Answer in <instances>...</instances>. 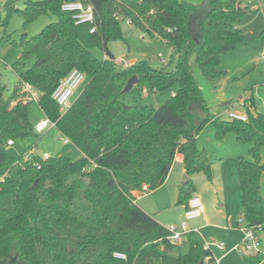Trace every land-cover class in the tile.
<instances>
[{
    "label": "trees",
    "instance_id": "1",
    "mask_svg": "<svg viewBox=\"0 0 264 264\" xmlns=\"http://www.w3.org/2000/svg\"><path fill=\"white\" fill-rule=\"evenodd\" d=\"M17 1L5 0L0 25L13 12L24 25L47 13L56 20L33 36H20L19 60L34 61L23 69L18 61L13 65L18 80L9 95L0 84V264H214L198 232L183 235V252L181 243L169 240L166 226L135 203L163 184L177 155L187 175L177 204L186 206L195 194L193 173L211 180L207 151L197 144L207 125L218 140L232 134L249 144L251 158L239 156L237 162L239 221L264 230L259 192L264 114L246 108L241 121L210 113L190 64L193 58L209 80L223 73L218 69L221 56L244 41L237 22L246 6L238 0H205L203 5L87 0L94 22L75 24L72 14L61 9L68 0H25L21 9ZM120 20L164 39L176 57L170 55L167 66L156 68L146 60L123 65L94 56L92 47L105 50L108 42L123 39ZM72 69L83 72L85 81L70 108L60 113L51 93ZM132 75L137 83L122 92ZM23 83L39 92L43 114L55 121L54 128L71 141L79 157L8 153V140L14 145L33 132ZM173 85L174 92L158 107L141 99L142 91L161 92ZM263 257L261 251L245 255L243 264H259Z\"/></svg>",
    "mask_w": 264,
    "mask_h": 264
},
{
    "label": "rangeland",
    "instance_id": "2",
    "mask_svg": "<svg viewBox=\"0 0 264 264\" xmlns=\"http://www.w3.org/2000/svg\"><path fill=\"white\" fill-rule=\"evenodd\" d=\"M24 1L18 0L16 7L23 8ZM186 1L198 5L205 3V0ZM4 2L5 0H0L1 17L5 15ZM242 5L246 6L247 10L238 20L237 26L242 31L244 41L221 56L218 69L223 73L216 79L209 80L201 73L193 58L190 63L193 77L210 113L222 119H228L227 111L243 113L245 107L242 102L250 94L255 100V109L264 113L262 105L264 102V0H251L243 2ZM55 20V15L47 13L24 25L22 16L13 12L8 16L6 25H0V84L5 85L6 96L13 91L18 80L13 65L18 61V68L23 69L34 61L32 57L19 60L20 52L16 42L23 33L28 37L33 36ZM120 27L123 39L110 41L106 46V49L113 54L116 63L130 65L146 60L156 68H164L167 64L164 66L161 64L158 53L165 58L166 63L170 55L176 57V52L159 38L151 37L126 20H120ZM91 52L98 58L105 56V50L96 46L91 48ZM175 87L173 85L161 92L142 91L141 99L151 108L158 107L174 92ZM78 94L79 92L76 91L75 96ZM27 114L32 125L46 117L37 100L28 102ZM61 137L60 132L53 127L42 134L32 132L29 136L17 140L14 145L8 146L7 151L14 157L31 152L79 157L80 153L77 149L72 145L63 144ZM197 144L207 151L211 163V180H208L202 172L191 175V181L201 199L204 212L201 218L187 220V228L199 229L204 242L211 244L210 250L214 257L219 259L218 264H243L244 254L249 252H239L234 248L243 237L244 227L239 221L241 206L236 162L239 154L245 159L251 158L248 152L249 144L238 142L232 134L227 135L223 140H218L211 125H207L199 132ZM262 156L264 158V148ZM170 171L163 187L155 193L160 197L159 202L161 201L162 204L158 208H153V211H159V219L165 226L179 225L184 218L182 206L176 203L178 189L184 180L181 163L174 162ZM262 183L264 184V179ZM152 196L139 201V205L144 202L149 203ZM259 237L261 240L259 250L264 254V230L259 231ZM215 242H223L224 248H218ZM180 249L184 252L186 246L181 243ZM259 264H264V257Z\"/></svg>",
    "mask_w": 264,
    "mask_h": 264
},
{
    "label": "built area",
    "instance_id": "3",
    "mask_svg": "<svg viewBox=\"0 0 264 264\" xmlns=\"http://www.w3.org/2000/svg\"><path fill=\"white\" fill-rule=\"evenodd\" d=\"M241 4L243 2H250L251 0H238ZM61 9L63 11L70 12L72 14V18L74 19L75 24H84L94 22V14L92 5L87 0H68L64 1L61 4ZM128 22V21H127ZM94 28H90L89 32H93ZM170 31V29H167ZM164 42V39H161ZM159 61L162 64H166L165 58L162 57L160 53H158ZM118 62L120 60H117ZM85 81V74L78 69H72L66 76H64L54 88L51 93V98L57 103L59 106L60 113H64L67 109L70 108L73 101L76 99L75 92L78 91L80 93L81 88ZM21 92L24 94V101H31V100H38L39 92L32 87L28 83H23L21 86ZM242 105L245 107H250V100L249 98H245L243 100ZM227 117L230 120H246V113L232 112L227 111ZM55 127V121L51 120L48 117L41 119L40 121L36 122L33 125V132L36 134H42L45 130L49 128ZM61 140L65 145H71V141L62 136ZM7 145H13L12 141L8 140ZM32 153L31 152L26 156L29 158ZM38 154V153H36ZM40 155L42 159H46L49 156L48 152H43ZM203 213V207L199 197L196 194H193L187 201L184 210V218L181 220L179 225L176 224H169L166 226L168 231V238L171 242L175 244H180L182 242V237L185 233L189 231L198 232L197 228L188 230L187 228V220L197 218L201 216ZM260 228H251V227H243V237L241 241L234 246V248L239 252H249V253H256L260 248L261 240L259 237ZM218 248L223 249L224 243L223 242H215L214 243ZM211 244H207L204 242V247L210 249ZM116 257H123V254L115 253ZM219 259L214 257V264H218Z\"/></svg>",
    "mask_w": 264,
    "mask_h": 264
},
{
    "label": "crops",
    "instance_id": "4",
    "mask_svg": "<svg viewBox=\"0 0 264 264\" xmlns=\"http://www.w3.org/2000/svg\"><path fill=\"white\" fill-rule=\"evenodd\" d=\"M246 98H250L249 100H250V107L249 108H252L250 111H252L253 113L254 112H258L255 108H256V105H255V100L253 99V96H252V94H250L249 96H247ZM263 108H264V102H263ZM259 113H261V112H259ZM264 114V113H263ZM38 154H40V153H38ZM239 156H242L243 157V155L242 154H239V155H237V162H238V157ZM174 162H178V163H181V165H182V157H181V155H177L176 156V159H175V161ZM174 162H173V164H174ZM237 162H236V173H237ZM172 164V165H173ZM172 167V166H171ZM170 170H171V168H170ZM169 170V175H170V173H171V171ZM169 175H167V176H169ZM182 175H183V177L186 175V173H185V171H184V168H183V165H182ZM187 176V175H186ZM236 177H237V175H236ZM166 179H167V177H166ZM165 179V180H166ZM169 179V178H168ZM263 179H264V172L262 173V176H261V180H260V186H259V192H260V194H261V196L262 197H264V184L262 183V181H263ZM237 182H238V179H237ZM165 184V181L163 182V184L162 185H160L158 188H156V189H154V190H152V191H150V192H148V193H145V194H143V195H140V196H138L136 199H135V203L139 206V207H141L146 213H148L149 215H151L152 217H154L159 223H161V220L159 219V211H153L154 209L153 208H158L159 206H161V201L159 202V200H161L160 199V197L159 196H157V194H155V193H157V191H159L162 187H163V185ZM240 190V189H239ZM195 194L198 196V194H197V191L195 192ZM151 195H153L152 196V199H151V201L149 202V203H142V204H140L139 205V201H142L145 197H147V196H150L151 197ZM199 197V196H198ZM158 199V200H157ZM199 199H200V197H199ZM200 201H201V199H200ZM152 204V205H151ZM201 204H202V202H201ZM182 206V209H183V212H184V210H185V205H181ZM203 207V206H202ZM204 212V211H203ZM203 216V213H202V215L201 216H199V217H197V218H201ZM197 218H194V219H197ZM181 220H183V218L181 219ZM162 225H163V223H161ZM163 226H165V225H163ZM194 228H197V227H194ZM194 228H192V229H194ZM198 229V228H197ZM191 230V229H190ZM200 232H199V229H198V234H199ZM200 235V234H199ZM201 236V235H200ZM203 239V238H202ZM241 241V240H240ZM239 241V242H240ZM239 242H237L236 244H238ZM211 251V250H210ZM212 253V252H211ZM248 254H254V253H247V254H244V256L245 255H248ZM213 255V254H212ZM214 256V255H213ZM244 258V257H243Z\"/></svg>",
    "mask_w": 264,
    "mask_h": 264
},
{
    "label": "water",
    "instance_id": "5",
    "mask_svg": "<svg viewBox=\"0 0 264 264\" xmlns=\"http://www.w3.org/2000/svg\"><path fill=\"white\" fill-rule=\"evenodd\" d=\"M105 56L111 60H114L113 54L108 49H105ZM136 83H137V77H136V75H132L126 81V84L122 89V92H128L133 87V85ZM186 181H187V176L185 175L183 182H186ZM200 263H198V264H200Z\"/></svg>",
    "mask_w": 264,
    "mask_h": 264
}]
</instances>
